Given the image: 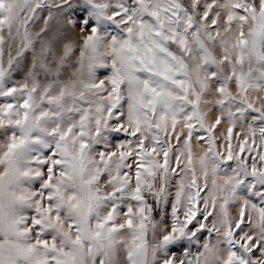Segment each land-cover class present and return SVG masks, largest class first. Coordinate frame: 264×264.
Returning a JSON list of instances; mask_svg holds the SVG:
<instances>
[{
    "label": "snow or ice",
    "instance_id": "obj_1",
    "mask_svg": "<svg viewBox=\"0 0 264 264\" xmlns=\"http://www.w3.org/2000/svg\"><path fill=\"white\" fill-rule=\"evenodd\" d=\"M0 264H264V0H0Z\"/></svg>",
    "mask_w": 264,
    "mask_h": 264
}]
</instances>
